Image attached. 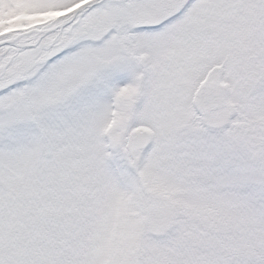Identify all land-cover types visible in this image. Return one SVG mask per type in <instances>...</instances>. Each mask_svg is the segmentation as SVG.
I'll list each match as a JSON object with an SVG mask.
<instances>
[{"label": "snow or ice", "instance_id": "1", "mask_svg": "<svg viewBox=\"0 0 264 264\" xmlns=\"http://www.w3.org/2000/svg\"><path fill=\"white\" fill-rule=\"evenodd\" d=\"M0 264H264V0H0Z\"/></svg>", "mask_w": 264, "mask_h": 264}]
</instances>
